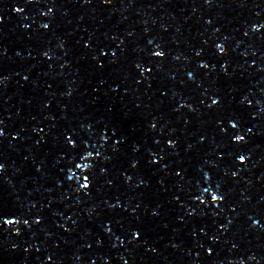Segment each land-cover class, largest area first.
<instances>
[{
  "label": "snow or ice",
  "instance_id": "snow-or-ice-1",
  "mask_svg": "<svg viewBox=\"0 0 264 264\" xmlns=\"http://www.w3.org/2000/svg\"><path fill=\"white\" fill-rule=\"evenodd\" d=\"M157 55H160V53H157ZM239 139H243V138L239 137ZM241 159H243V157H241ZM84 186L87 187V184H85Z\"/></svg>",
  "mask_w": 264,
  "mask_h": 264
}]
</instances>
